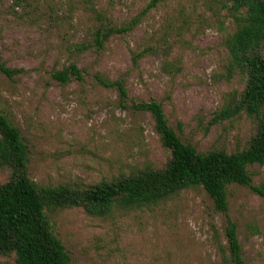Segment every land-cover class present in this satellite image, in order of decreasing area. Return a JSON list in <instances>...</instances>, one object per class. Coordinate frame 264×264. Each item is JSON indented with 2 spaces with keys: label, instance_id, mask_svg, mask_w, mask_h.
<instances>
[{
  "label": "rangeland",
  "instance_id": "374dc122",
  "mask_svg": "<svg viewBox=\"0 0 264 264\" xmlns=\"http://www.w3.org/2000/svg\"><path fill=\"white\" fill-rule=\"evenodd\" d=\"M149 0H0V61L21 73H0V111L28 148V176L39 186L89 187L163 168L149 113L133 105L156 101L168 125L198 152L244 149L255 132L245 115L211 123L244 80L227 70L225 41L236 26L228 0H166L130 31L102 48L97 29L127 27ZM75 65L81 82L53 73ZM95 76L120 81L99 85ZM264 184V166L248 168ZM8 171L0 169V184ZM244 264H264V198L227 189ZM70 264H225L223 217L202 188L156 205L91 215L81 207L46 210ZM0 264H13L12 256Z\"/></svg>",
  "mask_w": 264,
  "mask_h": 264
},
{
  "label": "trees",
  "instance_id": "16d2710c",
  "mask_svg": "<svg viewBox=\"0 0 264 264\" xmlns=\"http://www.w3.org/2000/svg\"><path fill=\"white\" fill-rule=\"evenodd\" d=\"M166 0H149L127 27L99 28L94 44L102 48L112 35L132 30L152 9ZM236 29L226 39L227 70L243 77L242 92L216 112L211 123L245 115L255 124L247 146L239 151L223 149L198 152L183 143L168 125L162 105L156 101L133 105L150 114L162 147L169 153L161 169L147 167L134 174L86 188L39 186L28 176V148L19 130L0 111V169L8 179L0 184V257L12 256L13 264H70V257L54 235L45 211L81 207L91 215H106L114 208L131 209L156 205L183 190L202 188L214 211L223 217L225 245L218 249L225 264H244L237 226L228 214L227 189L245 187L264 198V184L254 185L249 167L264 166V0H228ZM0 61V73L12 79L21 73ZM61 84L81 82L82 73L70 65L52 75ZM104 88H115L122 100L126 91L120 81L95 76Z\"/></svg>",
  "mask_w": 264,
  "mask_h": 264
}]
</instances>
